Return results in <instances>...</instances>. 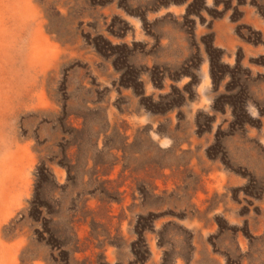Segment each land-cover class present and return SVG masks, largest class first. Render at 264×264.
Listing matches in <instances>:
<instances>
[{"label": "rangeland", "instance_id": "374dc122", "mask_svg": "<svg viewBox=\"0 0 264 264\" xmlns=\"http://www.w3.org/2000/svg\"><path fill=\"white\" fill-rule=\"evenodd\" d=\"M62 139L113 182L71 264H264V0H0V264Z\"/></svg>", "mask_w": 264, "mask_h": 264}, {"label": "trees", "instance_id": "16d2710c", "mask_svg": "<svg viewBox=\"0 0 264 264\" xmlns=\"http://www.w3.org/2000/svg\"><path fill=\"white\" fill-rule=\"evenodd\" d=\"M59 124L61 130L67 127L71 132L81 133V130L71 127L70 114L66 113L65 105L59 117ZM52 148H55V151H50L47 157L40 158L36 165L33 191L26 207L17 212L3 228V236L6 239L12 240L20 236L26 238V245L19 257L20 264H71L76 261L77 254L91 250L90 237L81 240L78 227L88 223L91 225L96 217L103 213L102 209L89 207L94 190H98L96 186L99 185L102 196L108 195L113 187V182L105 178L109 175V170L102 169V165L96 163L93 164L87 182H83L82 173L79 177L77 172L82 151L76 143L62 139ZM88 163L89 157L86 156L82 170L87 168ZM53 165L65 170L64 184L57 182L51 168ZM77 180L85 188L79 189ZM117 189L118 187L115 191ZM66 200L69 201L67 208ZM99 202L103 200L100 199ZM82 263L92 264L88 259Z\"/></svg>", "mask_w": 264, "mask_h": 264}]
</instances>
